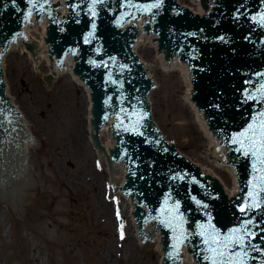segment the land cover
I'll use <instances>...</instances> for the list:
<instances>
[{
  "label": "water",
  "instance_id": "1",
  "mask_svg": "<svg viewBox=\"0 0 264 264\" xmlns=\"http://www.w3.org/2000/svg\"><path fill=\"white\" fill-rule=\"evenodd\" d=\"M162 1L67 0L57 8L62 16L67 11L65 4L70 6L68 17L62 22L63 31L57 22L50 26L48 19H35L27 28L29 37L14 40L27 9L48 8L49 1L0 0V51L6 43V51L22 47L20 55H31V70L38 52H45L47 71L44 75L53 79L55 72L66 70L70 80L77 81L79 89H88L86 132L94 158L96 163L105 161L110 200L115 203V198L122 195V207H114L117 227L121 228V220L131 218L129 224L136 243L154 241L156 247L145 249L159 252L157 264L179 263L174 250L185 234L181 217L185 211L196 220L197 251L202 263L264 264V147L256 143L262 139L259 130L264 121V0H223L224 11L220 9L219 23L211 16L220 0H189L197 5L199 14L193 9L175 14L177 1L164 0L163 10L154 12L157 17L152 18L157 19L162 36L140 21L133 27L137 40L131 47L126 32L117 27L121 23H116L131 7L150 12L152 8H159ZM60 4L56 1V6ZM238 9L243 15L235 18L233 12ZM221 35L230 36L232 40L221 42ZM1 39L3 43L9 40L2 44ZM162 42L182 44L187 51L193 46L198 49L193 61L196 95L188 66L159 48ZM73 48H80L81 52L75 57L69 54L58 64V58L53 55L71 52ZM140 50L146 58L150 55L149 60L141 57ZM172 67H182L185 93L179 91V95L191 101L205 129V138H210L200 150V157L225 169L227 183L233 184V190L223 186L229 196H239L230 199L219 183L211 185L195 166L214 179L215 173L201 168L195 153L185 155L190 164L177 155L173 147L163 148L166 142L161 132L154 129V123L149 122L146 127L143 113L136 107L141 100L137 99H144L146 104L144 95H150L152 69ZM82 69L87 73L83 74ZM50 76L46 77L49 81ZM44 80L41 75L42 87L50 89L51 85ZM93 94L99 115L111 113L102 118L99 125L95 120ZM196 98L207 114L197 105ZM21 113L13 105L2 58L0 203L8 206L11 215H17V221L22 220L34 196V175L25 161L24 144L36 146L37 141L27 136L28 123ZM118 118H121L123 132L119 131L121 124L113 128ZM209 124L239 149L242 159L238 156L234 159L232 153L219 145ZM249 125L256 130L255 135L247 131ZM147 132L153 135V140ZM118 135L131 155L129 186L135 189L138 199L133 191L125 193L129 164L119 158ZM233 160L239 162L240 181L230 163ZM216 180L223 182V179ZM140 201L147 203L151 213L159 215L167 240L156 218H148L151 221L145 223L142 221L146 213L138 218L134 214ZM141 207H137V214L146 212L144 205ZM118 209H123L125 218L119 215ZM140 224L145 225L144 229ZM168 241L169 254L165 246ZM191 248L185 250L180 260L182 264H199Z\"/></svg>",
  "mask_w": 264,
  "mask_h": 264
},
{
  "label": "rangeland",
  "instance_id": "2",
  "mask_svg": "<svg viewBox=\"0 0 264 264\" xmlns=\"http://www.w3.org/2000/svg\"><path fill=\"white\" fill-rule=\"evenodd\" d=\"M23 56L15 50L6 57L7 79L37 139L29 154L36 187L21 221L0 203V264H156V251L145 249L155 245L136 243L131 218L117 227L114 207H122L121 195L115 203L110 200L105 161L96 163L87 134L85 139L78 135L87 116L84 89L75 84L69 92L55 82L50 89L42 87V73H33ZM158 74L153 121L179 151L199 155L204 140L194 137L188 117L176 106L177 72L162 68ZM220 174L231 185L225 171Z\"/></svg>",
  "mask_w": 264,
  "mask_h": 264
},
{
  "label": "bare ground",
  "instance_id": "3",
  "mask_svg": "<svg viewBox=\"0 0 264 264\" xmlns=\"http://www.w3.org/2000/svg\"><path fill=\"white\" fill-rule=\"evenodd\" d=\"M177 2L180 1V0H176ZM182 4H185L187 5V9L188 10H194L195 12H197L199 14V11H198V8H197V5L195 3H192V2H187V1H184V3ZM19 51L21 53V50H22V47H18V48H15V49H11V50H8L5 57H2L3 58V62H4V67H5V71H6V75L8 73V69L10 70L11 69V65L8 64V66H6V63H7V60H6V57H8L9 54H11L13 51ZM25 57L26 60H28L31 64V55H25L23 56ZM165 69V68H164ZM167 70H171L172 69V72L176 71L177 72V82L174 86V89H179L180 92L182 93H185V90H184V81H183V72H182V67H172V68H166ZM175 69V70H174ZM33 73H35L36 75H38V73H44L47 71L46 69V58H45V52H38V55H37V58H36V61H35V64H34V69L31 70ZM157 72V74L155 73ZM159 73V69H152V82L157 85V75ZM55 79V83L56 84H63L62 85V88L71 92L72 90L70 88H72V86L75 84H77V81H71L66 70H61V71H58V72H55V75H54V78ZM62 80V81H61ZM161 83V81H160ZM9 84V88H10V83L8 82ZM39 84V83H38ZM37 83H35V87L37 88L38 90V87L37 86H40L38 85ZM37 85V86H36ZM160 87V86H159ZM179 91L177 92L176 94V106L179 110V112H182L184 113L188 118V122L190 123V126L192 128V132L194 134V137L199 140V141H203V147L205 146V144L210 140V138H205V129L191 103V101H185V95H179ZM11 92V90H10ZM84 92L87 96V100H88V89H84ZM154 93V90L151 88L150 90V95H144L145 97V102L147 101L150 106L153 105V102H152V94ZM11 96H12V100H13V105L16 106V101H15V97L12 95L11 93ZM27 121V120H26ZM28 123V121H27ZM156 123V122H154ZM74 122H69V125H73ZM83 126L84 128H82V125L79 126L80 130L78 132V135L81 139H85L84 137L86 136L87 133H84L83 129L86 131L87 130V116L84 120V123H83ZM27 136L29 137H32V138H36L32 129H31V126L30 124L28 123V131H27ZM195 139V140H196ZM83 143V141H81ZM84 144H81V147L84 148L83 146ZM34 146L33 145H29V144H24V149H25V161L28 165V167L30 168L31 172L33 173L34 175V179H35V173H34V170H33V166L32 164L30 163V158H29V154H30V149L33 148ZM74 150H83V149H80V148H76ZM195 159L196 161L198 162V164L200 165L201 168H204L206 170H209L211 172H214L215 173V179H222L221 177V172H223V168L203 159L200 157V154L199 155H195ZM104 166L106 167V165L104 164ZM214 166H217V167H214ZM219 167V168H218ZM92 172L93 174L96 176H98V178H100L99 174L96 172L95 169H92ZM92 174V175H93ZM94 178V176L92 177ZM222 185L226 186L227 188L233 190V184L231 183V185H227L225 183V181L223 180L222 182ZM34 187H36V184H35V180H34ZM121 200H122V195H121ZM105 209L109 206V204H103L102 205ZM114 218L111 219V221H113ZM152 243L155 245L154 241L152 240ZM156 247V245H155ZM158 256H159V252H154L153 254V257L156 259V261L158 260ZM157 264V263H156Z\"/></svg>",
  "mask_w": 264,
  "mask_h": 264
},
{
  "label": "snow or ice",
  "instance_id": "4",
  "mask_svg": "<svg viewBox=\"0 0 264 264\" xmlns=\"http://www.w3.org/2000/svg\"><path fill=\"white\" fill-rule=\"evenodd\" d=\"M262 19H264V17H262ZM262 115H264V113H262ZM247 131L253 132V134L255 135V131L256 130L253 128L252 125H249V128H248ZM259 131H260V136L262 137V139L259 140V141H256V143H259L261 145V147H264V121H261V125H260V130ZM241 135L243 136L245 134L242 133ZM262 163H264V161H262ZM242 211H243V209H242ZM201 234H203V233H201ZM121 238H123V234L121 235Z\"/></svg>",
  "mask_w": 264,
  "mask_h": 264
}]
</instances>
